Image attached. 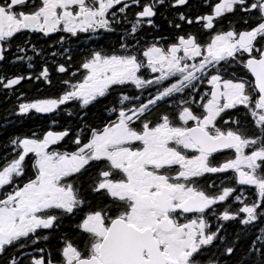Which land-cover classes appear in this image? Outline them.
Here are the masks:
<instances>
[{
	"label": "snow or ice",
	"instance_id": "1",
	"mask_svg": "<svg viewBox=\"0 0 264 264\" xmlns=\"http://www.w3.org/2000/svg\"><path fill=\"white\" fill-rule=\"evenodd\" d=\"M178 6L182 23L167 20L174 31L162 35L159 8ZM193 8L0 0V64L15 47L12 62L27 65L0 71L7 116L66 121L0 145V264H264V0ZM99 30H120L116 46L75 60L74 40ZM34 33L57 34L59 47L50 54ZM54 74L49 95L21 90L52 88ZM109 97L89 121L86 110Z\"/></svg>",
	"mask_w": 264,
	"mask_h": 264
},
{
	"label": "flooded vegetation",
	"instance_id": "2",
	"mask_svg": "<svg viewBox=\"0 0 264 264\" xmlns=\"http://www.w3.org/2000/svg\"><path fill=\"white\" fill-rule=\"evenodd\" d=\"M197 2H198V0H189V3L194 5V8H193L194 11H195V5L197 4ZM201 10H204V9H201ZM129 11L131 12L132 9H129ZM177 11H184V9L182 7H179V6L175 10H172V11H169L167 9V7L159 8L157 16L155 17V23L161 26V29H162L161 34L162 35H170V34L173 33V31H174L173 27L171 25H168L166 23V21L176 18V12ZM236 18L237 17H232V19H236ZM176 20H177L178 23H182V22H180L178 20V18H176ZM227 21H228V18H227V14H226L225 20H221L220 24L221 25H226ZM195 29H196V25H193L191 30H195ZM184 30L185 31L189 30L186 25L184 26ZM152 31H153V29L150 26L145 25L144 26V30L141 33V35H144V33H147L148 34V38H151ZM28 35L29 34L27 32L18 33L15 36V42H19V41H21L23 39H26L28 37ZM49 36H50V38L49 37H43V36H41L38 33H34V34L31 35V38H32V40L34 42H38L40 48H46L47 47L49 53L51 54L52 52L56 51L59 46L57 44L53 43V41L58 39L57 34L53 33V34H49ZM120 36H121V31L120 30L113 31V32H110V33L109 32H105L104 30H99L98 33L96 35H94V36L91 33H81L80 34V39L78 41L74 40V42L72 44V49H73V53H74V59L78 60L81 56L85 55L89 49H91L93 47L104 48L106 50H108V49H110L112 47H115L116 46V42H117V40H118V38ZM89 37L91 38V40L89 39ZM49 45L51 47H49ZM65 46H67V45H65ZM15 51H16L15 47H13L10 50V53L6 54L7 58L5 59V61L2 64H0V71L8 72V73L19 72V71H22L23 68L27 67L26 64L25 65H21L20 62H16L14 64L12 62L11 53H15ZM55 59L60 60V57L57 55L55 57ZM57 78L58 77L54 74L53 75V87L52 88H49L48 86L40 87L39 85L35 84V81H33L32 83L25 82L24 84H22L21 85V90L28 89L29 90L28 91V95L29 96L49 95L57 87V85H56ZM60 78H63V77H60ZM111 100H112V97H109L108 100L105 101V102H108L107 104H110ZM101 101H103V99H101ZM3 102H6V101L4 100L3 94H0V107H1ZM7 102H8L7 103V108H6V110H4L5 111L4 114H6V116H7V112L11 109V106H12V101L11 100H9ZM98 109H99L98 105H95V106L89 107L86 110L85 115L88 117L89 121H92L94 119V116L98 112ZM9 117H11V116H9ZM27 117H29V118H37V119H39V121H44V118H45L46 121H47V125L46 126H44L43 123H42V124L34 126L33 128H31L27 132L34 131V130H37V129L47 130L49 127H52V130H60V128L56 127L52 123L53 120L56 121V124H59L61 126H63L66 123V121L64 119L59 118V114H57L56 117H53V114L34 113V114H31V115H26V116H23V117H19V119L22 118L24 120ZM76 119H79V117H73V119L71 121H67V123H73L74 124ZM1 128H2V126H1ZM0 133H1V130H0ZM67 142L68 141L66 140L65 143H67ZM3 145H4V143H3ZM227 155H229V153L225 152V153L221 154L220 156H217L216 159L220 160V159L223 158V156H227ZM228 175L229 176L232 175L230 170L228 172ZM223 179H224L223 175H220L219 181H222ZM219 181H217V182H219ZM239 187H241V186H237V188H239ZM242 187H244L245 192L248 195L251 194L250 191H249L250 186H242ZM232 203H233V205L236 204L235 201H232ZM225 223L228 225V223H230V222H225ZM72 224H73L72 221H65L64 224H63V230L65 232L71 233L69 228H70V225H71V228H72ZM39 246H43V245H39ZM25 251L30 252L31 249H26Z\"/></svg>",
	"mask_w": 264,
	"mask_h": 264
},
{
	"label": "trees",
	"instance_id": "3",
	"mask_svg": "<svg viewBox=\"0 0 264 264\" xmlns=\"http://www.w3.org/2000/svg\"><path fill=\"white\" fill-rule=\"evenodd\" d=\"M7 103L8 102H3L1 107H0V118H3L6 116V114H4V112H5L4 110H6V108H7ZM107 103L108 102H105V100H103L100 102V104H98L99 109H98V112L95 114V116L99 114L100 108H102ZM7 119H8L7 124H5L3 122V119H0V130H1L0 145H3V143H4V145H6L7 139L9 137L26 133L27 131H29L31 128H33L36 125H39L42 123L44 126L47 125V121L45 118H44V121H39V119H37V118H29V117H27L26 119L23 120L22 118L19 119V118H13V117L8 116ZM1 126H2V128H1ZM3 155H4V148L0 147V158H2ZM69 230L70 231L72 230L71 225H70ZM236 230H238V229H237V225L235 223H228V227H227L228 232H233Z\"/></svg>",
	"mask_w": 264,
	"mask_h": 264
}]
</instances>
